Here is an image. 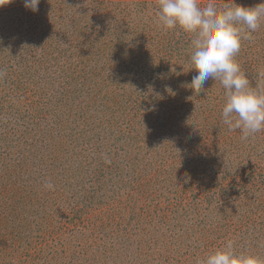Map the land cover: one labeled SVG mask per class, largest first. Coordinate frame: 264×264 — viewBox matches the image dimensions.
Instances as JSON below:
<instances>
[{
  "label": "rangeland",
  "instance_id": "374dc122",
  "mask_svg": "<svg viewBox=\"0 0 264 264\" xmlns=\"http://www.w3.org/2000/svg\"><path fill=\"white\" fill-rule=\"evenodd\" d=\"M40 2L0 5V264H197L228 240L264 264V130H228L218 81L193 94L191 35L157 0ZM236 60L264 89V20Z\"/></svg>",
  "mask_w": 264,
  "mask_h": 264
},
{
  "label": "clouds",
  "instance_id": "9594fccd",
  "mask_svg": "<svg viewBox=\"0 0 264 264\" xmlns=\"http://www.w3.org/2000/svg\"><path fill=\"white\" fill-rule=\"evenodd\" d=\"M7 0L6 3H8ZM6 3H0L4 5ZM24 7L38 11L40 0H23ZM157 24L166 30L190 34V70L196 75L190 82L193 94L200 95L209 79L218 81L224 89L223 123L229 131L239 129L242 139L264 130V89L253 87L236 60L242 42L253 39V33L264 20V0L254 7L225 2L218 5L208 0L202 7L200 0H157ZM0 71V76H3ZM186 99L194 100L195 96ZM185 124H193L187 119ZM53 189L54 185H45ZM197 264H260L250 255L238 254L234 242L226 241L210 251Z\"/></svg>",
  "mask_w": 264,
  "mask_h": 264
},
{
  "label": "trees",
  "instance_id": "16d2710c",
  "mask_svg": "<svg viewBox=\"0 0 264 264\" xmlns=\"http://www.w3.org/2000/svg\"><path fill=\"white\" fill-rule=\"evenodd\" d=\"M5 1H7V0H4V1H2V2H5ZM9 1H12V0H9ZM17 1V0H16ZM41 3V2H40ZM39 3V4H40ZM20 8H24V4L20 7ZM30 15H32V13H30ZM30 18H31V16H30ZM33 28H34V26H33ZM35 35V37H36V35L37 34H34ZM95 44L96 42L95 41H93V40H89L88 38H86V39H84V44H82V46L81 47H79V48H77V51L79 52V54L77 55L78 57H80V58H83V57H86V58H90L91 56H96V55H98V54H102V51L103 50H105L106 49V44H105V48H102V45H99V48H96V49H93V50H90V48H89V44ZM118 43H116V44H111V50H112V48H114V46L115 45H117ZM93 47V46H92ZM120 50L121 51H119V53H114V52H112V53H114V55H117L118 56V58L119 57H121L124 53H126L127 54V52H123V49H121V47H120ZM152 51H153V48H152ZM157 52H159V51H157ZM161 53H162V51H161ZM132 54V53H131ZM157 54V53H156ZM156 54H154V55H156ZM126 56V55H125ZM124 56V57H125ZM136 57V55H134V58ZM157 68H158V66H156ZM131 102H135L134 100L133 101H131ZM130 104V103H129ZM123 112H121V114H122ZM116 114H115V117H113V118H109V121L110 122H113L114 120H116ZM124 117H128V114H125L124 115ZM111 124V123H110ZM110 124H108V125H110ZM117 124V123H116ZM96 126V125H95ZM247 165H251V164H247Z\"/></svg>",
  "mask_w": 264,
  "mask_h": 264
}]
</instances>
